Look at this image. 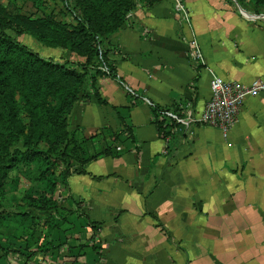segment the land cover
Returning a JSON list of instances; mask_svg holds the SVG:
<instances>
[{"label": "crops", "instance_id": "obj_1", "mask_svg": "<svg viewBox=\"0 0 264 264\" xmlns=\"http://www.w3.org/2000/svg\"><path fill=\"white\" fill-rule=\"evenodd\" d=\"M182 1L187 21L158 0L102 37L113 72L95 76L102 100L87 86L70 127L111 153L56 184L52 247L37 248L44 223L0 232V264H264V94L243 97L225 135L198 120L212 73L264 78V6ZM154 108L187 122L163 116L164 138Z\"/></svg>", "mask_w": 264, "mask_h": 264}, {"label": "trees", "instance_id": "obj_2", "mask_svg": "<svg viewBox=\"0 0 264 264\" xmlns=\"http://www.w3.org/2000/svg\"><path fill=\"white\" fill-rule=\"evenodd\" d=\"M60 1L73 21L51 12L32 17L0 2V220L5 219L6 225L12 222L14 236H32L37 224H46L37 244L43 251L52 247L59 210L56 184H67L69 174L86 172L89 160L111 153L108 145L94 150L93 135L70 127V113L76 101L88 95L87 86L94 87L97 74L113 72L101 47L102 37L119 28L136 5L158 0ZM251 1L264 6V0ZM22 34L82 60L46 58L16 38ZM94 91L102 100L95 87ZM164 110L153 109L159 134L166 138L172 124L165 122ZM21 173L33 177L17 195ZM8 193L10 201L4 203Z\"/></svg>", "mask_w": 264, "mask_h": 264}, {"label": "built area", "instance_id": "obj_3", "mask_svg": "<svg viewBox=\"0 0 264 264\" xmlns=\"http://www.w3.org/2000/svg\"><path fill=\"white\" fill-rule=\"evenodd\" d=\"M173 2L180 18L187 21L189 14L183 1L173 0ZM195 51L199 56L198 49ZM102 68L107 70V66L104 64ZM209 87L210 95L201 109L198 120L210 126L220 127L225 135L242 105L243 97L245 95L264 94V78L256 77L248 81H241L222 79L217 74L212 73ZM162 114L176 122H187L172 111H162Z\"/></svg>", "mask_w": 264, "mask_h": 264}, {"label": "rangeland", "instance_id": "obj_4", "mask_svg": "<svg viewBox=\"0 0 264 264\" xmlns=\"http://www.w3.org/2000/svg\"><path fill=\"white\" fill-rule=\"evenodd\" d=\"M234 1L239 7L243 5L244 7H246L247 3H250V2L254 7H256L255 4L251 0H246L242 4L239 3V1L237 0H234ZM0 2L5 4L9 9L17 10L18 12L30 15L32 17L41 15L43 12L44 13L51 12V13H54L56 17L58 18H61L63 20L73 21L70 10L65 6L64 2L60 0H38L36 2H33L32 0H0ZM9 32L13 34V32L11 31ZM16 38L26 43L30 48L38 51L40 55L46 58H51L52 60H55V61H63V60L68 59L69 61H72L71 63H75L76 58L70 56L71 54H68L59 48L48 47V46L42 45L41 43L37 42L32 36L28 34H22V35L16 36ZM103 146L104 144L101 141H96L94 142L93 147H94V150H99ZM32 177L33 176L29 177L28 175H24L23 173L19 175L18 192L22 191L30 183V180ZM8 195L10 194L9 193L6 194L4 198V203H9L10 200L8 199ZM11 220H14V218L11 217ZM11 224L12 222L9 225H6L5 219L0 220V232L3 234L12 235L14 227H12ZM22 228H23V232L24 231L28 232V230H26L25 227L22 226Z\"/></svg>", "mask_w": 264, "mask_h": 264}, {"label": "bare ground", "instance_id": "obj_5", "mask_svg": "<svg viewBox=\"0 0 264 264\" xmlns=\"http://www.w3.org/2000/svg\"><path fill=\"white\" fill-rule=\"evenodd\" d=\"M254 15V14H253Z\"/></svg>", "mask_w": 264, "mask_h": 264}]
</instances>
